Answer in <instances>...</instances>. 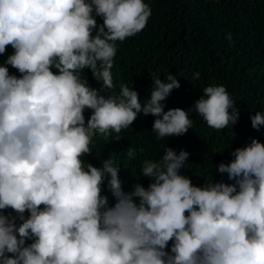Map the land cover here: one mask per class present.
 I'll return each instance as SVG.
<instances>
[{
    "label": "clouds",
    "instance_id": "clouds-1",
    "mask_svg": "<svg viewBox=\"0 0 264 264\" xmlns=\"http://www.w3.org/2000/svg\"><path fill=\"white\" fill-rule=\"evenodd\" d=\"M150 15L145 0H0V55L13 49L0 64V264H264V142L216 166L231 183L194 184L182 173L189 153L165 147L140 162L147 187L126 192L116 159H84L94 138H118L138 114L154 117L158 140L193 128V111L215 130L238 120L223 85L204 87L188 110H165L180 88L172 73L152 77L143 103L126 84L114 91L117 42ZM250 120L259 131L264 110Z\"/></svg>",
    "mask_w": 264,
    "mask_h": 264
},
{
    "label": "trees",
    "instance_id": "trees-1",
    "mask_svg": "<svg viewBox=\"0 0 264 264\" xmlns=\"http://www.w3.org/2000/svg\"><path fill=\"white\" fill-rule=\"evenodd\" d=\"M145 3L151 8L145 28L124 42H117L112 67L114 91L118 93L120 84H126L138 92L143 103L150 96L152 77L165 79L172 73L177 76L180 88L162 102L165 110L177 107L188 110L203 95L204 87L223 85L239 112L238 120L229 128L215 130L193 111L189 113L193 128L181 136L158 140L151 130L154 117L138 114L118 138L115 133L107 139L94 138L92 153L84 159L96 167H101L110 156L116 159L126 192L137 182L147 187L149 179L140 176V162L145 158L159 159L165 147L189 153L182 173L194 184L202 185L212 175L215 181L231 183L227 174L221 176L216 172V166L229 162L231 152L252 138L264 142V127L257 131L250 120L255 111L264 110V0H145ZM102 22L97 17V23ZM12 52L11 46H7L5 54L0 55V64ZM9 71L19 75L11 66ZM196 72L199 79H193ZM82 78L91 87L101 88L89 70H84ZM101 94L107 96L108 91ZM89 115L86 110L85 118ZM129 147L136 150V159L126 157ZM105 194L114 203L107 188Z\"/></svg>",
    "mask_w": 264,
    "mask_h": 264
},
{
    "label": "bare ground",
    "instance_id": "bare-ground-1",
    "mask_svg": "<svg viewBox=\"0 0 264 264\" xmlns=\"http://www.w3.org/2000/svg\"><path fill=\"white\" fill-rule=\"evenodd\" d=\"M198 56V55H197Z\"/></svg>",
    "mask_w": 264,
    "mask_h": 264
}]
</instances>
